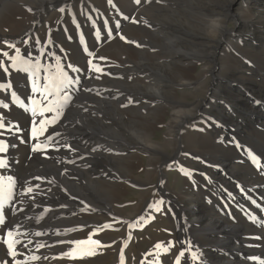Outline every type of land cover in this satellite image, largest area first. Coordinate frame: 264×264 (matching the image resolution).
<instances>
[{
	"label": "bare ground",
	"instance_id": "obj_1",
	"mask_svg": "<svg viewBox=\"0 0 264 264\" xmlns=\"http://www.w3.org/2000/svg\"><path fill=\"white\" fill-rule=\"evenodd\" d=\"M135 1L139 7L146 0H112L111 4L108 0H0V44L5 40H21L19 48L26 59L54 67L57 62L55 57L59 56L64 70L73 78L79 77V83L68 89L72 100L57 124L48 125L43 135L33 138L32 122L35 121L39 127L40 120L50 118L52 113L45 112L40 116L38 112L35 117L32 116L31 108L36 106L33 100L40 107L47 101L40 91H33L31 74L13 69L7 57L3 60L4 67L9 71L5 73L0 68V85H3L0 87V123L5 125L0 129V143L6 148L4 153H0V159L6 161V167L0 168V177L12 176L16 187L12 201L6 202L0 209V217L4 220L0 224V264H15L13 258L6 255L4 241L11 239L7 237L9 229L13 231L14 238L21 241L16 245L19 255L15 259L27 261V264H96L100 261L108 251L107 246L98 248L96 255L83 260L54 258L72 247L58 241L85 239L90 232L102 226L101 214L108 213L115 202L110 196L119 190L117 181L125 180L133 172L135 161L127 150L139 145L143 146L145 153L152 152L156 157L154 161L162 159L164 163L161 167L183 166L187 173L183 189L187 197L177 192L166 193L163 179L156 189L165 201V212L172 222L177 241L174 255L181 264H191L188 244L182 242H191L192 250L202 252L208 264H264V72L258 73L262 81L252 90L241 84L237 91L239 95L229 104V109L236 113L240 107L247 108L242 110L244 116L241 118L254 114L250 128L241 131L237 123H228L219 113L217 117L212 114L217 111L214 107L225 104L230 98L223 100L221 94L222 90L230 92V79L235 75L237 65L226 55L223 59L219 57V61L223 62L219 63L221 74L212 78L210 86L204 80L212 74L209 68L192 78L188 65L169 63L166 73L153 63L147 66L144 62L146 57L130 46L131 35L139 32V25H121L119 34V29H116V24L123 20L119 17L120 12ZM225 3L227 7L231 1L225 0ZM61 8H64L63 12ZM52 9H57L54 19L49 14ZM98 14L91 27L89 20ZM247 18L246 22H254V18ZM94 25L98 26V30ZM223 25L207 20L197 31L193 30L191 38L208 37L214 30L215 33H231ZM109 29L112 30L111 39L107 35ZM120 35L126 39L121 40ZM69 38L71 40L67 41ZM163 40L161 35L150 32L149 39L144 43L152 48L154 42L160 44ZM165 40L170 47L176 48V43ZM212 42L216 46L215 39ZM233 45L234 41L228 44L235 50L236 45ZM88 46L94 53L89 59L83 55ZM12 55H15V49L9 53V56ZM88 60H92L102 71H92ZM68 64L81 71L73 72ZM137 66L151 71L160 79L163 77L164 82L172 79L173 84L180 86L192 85L196 80L200 83L196 89L203 91L204 96L189 104L186 97L190 94H183L181 98L171 92L167 95L164 90L170 85L167 82L162 86L158 80L144 78L139 83L134 76ZM176 71L178 74L175 76ZM46 75L43 68L37 74L35 81L39 87L46 82ZM242 80L249 82L246 78ZM79 88L82 101L75 91ZM95 91L103 93L100 103L87 95ZM166 95L172 101L161 105L160 100H164ZM145 97L152 98L151 102H145ZM51 99L53 97L49 96L48 100ZM206 103L209 105L205 106ZM5 104L9 107L5 108ZM168 107L173 112L167 123L166 141L163 145L152 146L149 137L161 123ZM198 120V132L188 133L186 130L180 137L184 122ZM54 129L60 135H56ZM50 134L53 136L51 142L47 139ZM35 144H40L42 150L33 152ZM121 147L127 148L125 156ZM168 148L173 149L174 155L161 158L158 153L154 154ZM252 156L256 159H250ZM227 162H231L229 174L226 173ZM27 187H32V193H26ZM241 196H244L242 201H249L250 208L246 221L232 226L227 223L219 204L226 199L232 205H239L236 201ZM98 201L105 205L100 206ZM189 201L195 211L185 206ZM138 217L139 213L131 214L125 223ZM36 232L42 235L36 236ZM100 240L102 245H115V241ZM125 243L120 240L115 247L114 264H121V253H124L121 247ZM39 244L45 247L39 248ZM181 251L185 252L184 257H180ZM32 255H39L41 259L28 261L27 258ZM45 256L48 259H44ZM149 259L155 264L169 263L165 254L158 250L156 257L147 258L139 264H146Z\"/></svg>",
	"mask_w": 264,
	"mask_h": 264
},
{
	"label": "rangeland",
	"instance_id": "obj_2",
	"mask_svg": "<svg viewBox=\"0 0 264 264\" xmlns=\"http://www.w3.org/2000/svg\"><path fill=\"white\" fill-rule=\"evenodd\" d=\"M230 1L231 3L227 7L225 6V0H146L139 7L136 6L135 1L120 12L119 17L123 20L119 25L120 28L121 25H128L131 27L139 25V32L131 35L132 40L130 46L134 51L137 50L142 56L146 57L144 62L147 66L153 63L154 65L160 66L165 73L167 72V65L169 63H176L177 66L188 65V67H191L190 76H192V78L209 68L212 74L207 76L204 80L210 86L213 82L212 78L221 74V64L219 63L223 62H221V60L219 61V57L223 59L226 55L228 59L232 60V63L237 65V69L235 70V75L230 79V92L226 93L222 90L221 94L223 100L227 97L230 98L227 99L225 104L214 107L217 108V111L212 112V114L217 117L219 113V116L226 119L228 123H237V128L243 131L250 128V122L253 120L254 114L249 113L245 118H241L244 116L242 110L247 108L244 107L243 109L240 107L239 112L236 113L229 109V104L239 95L237 91L241 87V84L252 90L258 82L262 81L258 73L264 72V0ZM91 7L94 8L93 5ZM56 10L57 9L50 10L49 14L51 19L57 17L55 13ZM238 11L244 12V14H239ZM227 13L230 14H228V17H226ZM98 17L99 14L89 20L91 27L94 19ZM125 17H127V19H125ZM247 17L254 18V22H246L245 20H248ZM193 18H195V21ZM207 20H209V22L224 23L223 26L226 27L228 31L230 30L231 33H224V31L222 33H215L216 30H214L213 34L208 37L203 38V36H200L201 38L198 40H196V38L192 40L191 33H193V30L197 31L203 22ZM94 26L95 30H98V26ZM120 28L118 33H120ZM150 32L161 35L164 40L159 42L160 44L154 42V47L149 48L144 42L149 39ZM165 39H169L174 44L176 43V48L178 46L177 49L182 52L178 53L176 48L170 47V44ZM213 39L216 41V46L212 44ZM232 39L234 45H236L235 50L228 46L230 42L232 44ZM70 40L71 38L67 39V41ZM97 40H99V38ZM5 41H2L0 44V60L6 59L2 54L3 51L11 53L15 47H20L22 45L21 40L9 42L15 46L12 48L9 47ZM89 53L91 52L88 46L83 55L89 59L94 54ZM168 53L170 54L168 55ZM212 62H215V64ZM134 72V76L139 79V83H141V80L144 78H153L160 81L163 84L162 86H164L165 82L170 84L164 89L167 95L171 92L177 98H181L183 94H190L186 97V101L189 104H194L197 99L204 96L202 95V93H204L203 91L196 89L200 84L197 83L196 80L192 85L180 86L177 85V83L173 84L175 82H173L172 79H166L164 82L163 77L160 79L154 73L152 74L151 71L141 69L138 66L136 69L134 68ZM177 74L178 72L176 71L175 76ZM242 78L249 79L250 83L248 81L244 82ZM80 89L81 88L78 90L75 89V91L82 101L83 99L81 95H79L81 93ZM102 94V92L95 91L87 95L93 101L95 100L100 103ZM166 96H164V100H160L161 105L172 101L171 97ZM113 97L114 94L111 98ZM151 100L152 98L145 97V102L149 103ZM23 101V103L26 104V100ZM207 105L209 104L206 103L205 106ZM165 111V116L160 121L161 123L157 125L155 131L149 137V143L150 145L152 144V146L153 144L155 146L163 145L166 141L165 137L168 130L167 123L170 121L173 111L169 107ZM199 123V120L196 122H184L180 137L186 130L188 133L198 132L200 129ZM172 148L160 150L154 154L156 155L158 153L157 156L159 157V155H161V158L172 156L174 155ZM195 148H197V146H195ZM121 149L125 156V150L127 148L121 147ZM143 150V146L140 145L133 146L127 150V154L133 156V162L135 161L133 172L130 176L126 177L125 180L117 181L119 183V190L117 193L110 196L115 199V202L109 207L110 210L108 213L101 214L103 215L102 220L104 221L102 226L98 227V230L92 231L96 232L94 236L96 238L103 239L104 241H115L113 247H109V244H103L107 246L108 251L104 253L101 257L102 259L96 264H114L117 253L115 247L119 244L120 240L126 242L124 245L125 247H121L124 250L123 264L142 263L147 258L156 257L158 250L165 254L170 264L171 262L175 263L177 259L176 255H174L177 241L173 234L172 222L165 212V201L161 193L156 189L160 184V180L163 179V188L166 187V193L177 192L184 194L183 189L186 184L187 174H185L186 172L185 168H182L183 166L169 165L161 167L164 163L162 159L154 161L153 159L156 157L152 152L145 153ZM151 163L154 167H151ZM230 166L231 162H227L225 166L226 173H228V170L231 168ZM203 177H205V175ZM232 191L234 195H237L234 189H232ZM187 196L188 194L182 195V197ZM189 197L193 198L192 196ZM243 198L244 196H241L239 200L236 201L239 205H232L231 202L226 199L219 204L227 223L232 226H237L241 224V222L244 223L246 221L250 205L248 200L242 201ZM160 201H163V203L161 204ZM97 203L100 206L105 205L102 201H98ZM192 204L193 203L189 201L185 206H188L190 211H195V208L191 206ZM145 205H147L146 208H144ZM136 209L137 211L133 212V210ZM137 213H139V217L135 221H129L127 224L125 223V219L129 215H135ZM94 214H96L95 211ZM91 227L92 226L89 228ZM157 245H160V247H157ZM165 249H167V251H165ZM146 264H155V262L149 259V261L146 260Z\"/></svg>",
	"mask_w": 264,
	"mask_h": 264
},
{
	"label": "snow or ice",
	"instance_id": "obj_3",
	"mask_svg": "<svg viewBox=\"0 0 264 264\" xmlns=\"http://www.w3.org/2000/svg\"><path fill=\"white\" fill-rule=\"evenodd\" d=\"M108 2L111 4L112 0H108ZM139 2V0H137ZM61 12L64 11V8L60 9ZM127 19V17H125ZM135 22V21H133ZM120 25L119 23L116 24V29H119ZM119 34V33H117ZM108 38H112V30L109 29L107 32ZM121 40H125L126 38L123 35H120L119 37ZM51 43V41L49 40ZM6 44H8L9 47H15L14 45L10 44L8 41H5ZM37 44L40 43L39 40L36 41ZM139 46V45H138ZM3 56L7 57L11 61V67L13 69H18L20 71H23L25 74H31L33 77V91H40L41 96L44 98L47 103L40 107L37 104V101L33 100V105H36L31 108V114L33 117L37 115L39 112L40 116H43L45 112L52 113L51 117L48 119H42L39 122V127L36 126V122H32V136L33 138L37 137L38 135H43L47 131L48 125H55L60 120L61 116L65 112L66 106L69 105L70 101L72 100L71 95L68 93V89L72 87L74 84L79 83V77L73 78L69 75L67 71L64 70V67L60 63V57L56 56V64L53 67L52 65L44 66L41 65L38 60L33 61L31 59H26L24 56L21 55V49L19 47H15V55L9 56V53L7 51H3ZM91 54V53H89ZM29 56L31 53L28 54ZM50 55H54L51 54ZM103 59V58H101ZM87 64L90 66L92 71H102L97 65L93 63L92 60H88ZM67 67L71 68L73 72H80L81 69L78 67L73 66L72 64H68ZM0 68H3V71L5 73H8L9 69L7 67H4V61L0 60ZM47 73V75L44 77L45 83L42 87H39L36 84L35 78L37 77V74L41 71V69ZM3 85H0L2 87ZM85 91H89V89H85ZM15 95V93H13ZM51 96L53 99L48 100V97ZM131 103V101H129ZM126 106V105H122ZM5 108H8L9 105L5 104ZM5 125L3 123H0V129L4 128ZM56 135H60L58 130H55ZM47 139L51 142L53 140V136L50 134L48 135ZM68 146L69 145H64ZM239 146V145H237ZM41 145L35 144L32 147V151H41ZM75 151V149H72ZM96 149H93L95 151ZM6 151L5 145L3 143H0V153H4ZM251 155V153H250ZM252 159H256L255 156H252ZM6 167V161L3 159H0V168ZM187 174V173H185ZM39 179V177H37ZM5 180L7 183H5ZM16 187V180L12 176L8 177H0V209H2L6 202H11L13 199V196L15 195L14 189ZM33 189L32 187L26 188V193H32ZM162 204L163 201H160ZM61 207H66V205H61ZM255 219V218H253ZM4 223V220L2 217H0V224ZM36 236H41V232H36ZM96 235V232H90L87 235V238L85 239H71L67 241H58V243H67L72 245L71 248H69L67 251H63L59 254L58 257L54 258H67L70 260H83L87 257L94 256L97 254V250L100 247H104V245L101 244L100 239H94L93 237ZM7 237L11 239H6L4 242L7 246L6 255L13 258L15 261V264H27V261H21L16 260L15 258L19 253L16 250V245L20 244L21 241L14 238L13 231L9 229L7 231ZM31 243V241H29ZM188 244V259L190 260L191 264H208L207 258L204 257L203 253L199 250L193 251L191 242H182ZM39 248L45 247L44 244H39ZM157 247H160V245H157ZM167 251V249H165ZM185 252H180V257H184ZM41 259V256L39 255H32L27 258L28 261H39ZM44 259H48L47 256L44 257ZM121 264H123V253H121ZM175 264H181L180 259L177 258L175 261Z\"/></svg>",
	"mask_w": 264,
	"mask_h": 264
}]
</instances>
